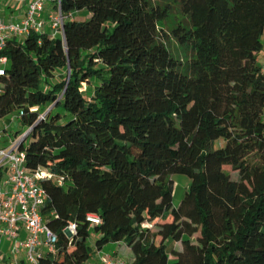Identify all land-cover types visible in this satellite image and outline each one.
Returning <instances> with one entry per match:
<instances>
[{"label": "trees", "instance_id": "16d2710c", "mask_svg": "<svg viewBox=\"0 0 264 264\" xmlns=\"http://www.w3.org/2000/svg\"><path fill=\"white\" fill-rule=\"evenodd\" d=\"M60 9L61 32L11 39L1 53L0 119L18 112L32 128L26 167L54 175L41 182L42 214L58 251L39 264L86 263L92 233L98 251L125 244L131 264H264V0ZM175 174L190 178L177 208Z\"/></svg>", "mask_w": 264, "mask_h": 264}, {"label": "built area", "instance_id": "2783aa9c", "mask_svg": "<svg viewBox=\"0 0 264 264\" xmlns=\"http://www.w3.org/2000/svg\"><path fill=\"white\" fill-rule=\"evenodd\" d=\"M58 3L57 15H49V21L54 31L58 34L63 28L64 17L60 9L61 0ZM45 0H30L26 16L20 22L0 21V77L5 75L8 66V58L1 53L11 39H24L32 32H42L46 26ZM62 30V29H61ZM264 70V64H263ZM48 112L43 114L46 117ZM20 115L18 116V118ZM32 128H28L23 134L8 140V145L2 142L8 136L9 131L0 129V171L6 174V178H0V233L3 236L17 239L24 228L29 232L26 241L19 244L26 250L27 261L30 264H39L44 256H56L57 236L45 223L42 208L47 200V191L41 185L44 180L52 179L54 175L46 169L31 172L26 167V154L22 145L27 139ZM60 185L63 179L58 180ZM87 221L91 225L101 223L98 214H88ZM65 231L72 237L76 234L77 225L70 223ZM18 246V247H19ZM45 249L46 252H42ZM98 264H131L120 258L100 256Z\"/></svg>", "mask_w": 264, "mask_h": 264}, {"label": "rangeland", "instance_id": "374dc122", "mask_svg": "<svg viewBox=\"0 0 264 264\" xmlns=\"http://www.w3.org/2000/svg\"><path fill=\"white\" fill-rule=\"evenodd\" d=\"M56 5L55 0H45V19L49 20V16L46 15V10L47 7H54ZM57 9L54 8V11L50 13L53 14V16L57 15ZM75 19L79 20V21H83L85 19V17H83L81 14H77L75 16ZM177 24V18L172 15L171 17L168 18V20L161 25V27H163L164 31L167 33H170L172 28H174ZM62 28L59 29V31ZM169 42L168 45L170 47V49L174 52V54H176L177 56L181 57L182 59H185L186 53L187 51L185 50V48L181 47L180 43L178 42V40H176L172 34L170 35L169 38ZM263 54H264V47L263 50L259 56V62L262 63L263 60ZM84 91L88 92V85L84 84L83 85ZM50 110V109H48ZM47 110V111H48ZM63 112L62 108H58L55 109V112ZM18 112H15L11 115H8L7 117L0 119V129H2L5 126H9L10 130L9 133L10 135L15 138L17 135H21L26 131V128L22 125V121L21 118L19 117ZM30 140H26L24 142V148H26L29 145ZM225 170L231 175V178L233 180H238L239 179V175L237 172L233 171L232 168L226 167ZM173 180L175 181V186H174V199H173V205L175 208L179 207L182 199L184 198L188 187L190 185V178L182 175V174H175L172 176ZM25 238V237H24ZM20 239L26 241V239ZM98 238V235L96 233H92L88 243L92 248V256L91 258L84 264H98L99 260H100V253L97 250V248L95 247V242L96 239ZM178 247V246H177ZM42 252H46L45 249H42ZM26 253V250H25ZM101 254L105 255V254H109L110 257H115V258H120L123 259L125 261L131 262L133 260V254L132 252L126 247L125 244H118V243H109L107 245H105L103 247V250H101Z\"/></svg>", "mask_w": 264, "mask_h": 264}, {"label": "crops", "instance_id": "0c3cea01", "mask_svg": "<svg viewBox=\"0 0 264 264\" xmlns=\"http://www.w3.org/2000/svg\"><path fill=\"white\" fill-rule=\"evenodd\" d=\"M29 2L30 0H0V21L20 22L26 16ZM54 8L55 6L47 7L46 15L48 14L47 16H49L50 13L54 11ZM46 21H47L46 26L43 28L42 32H48L50 34H53L54 31L51 27L50 21L49 20ZM261 64H264V54ZM2 129L5 131L10 130L9 126H5ZM10 137L12 138V136L9 133L8 136H6V138L2 142L3 146L8 145V140H10ZM0 178L1 179L6 178V174L3 173L2 175H0ZM1 227L2 225L0 224V228ZM28 236H29V232L24 228L20 231L19 237L17 239L3 236L0 233V264H30L27 261L25 249L19 246V244L23 242V240L20 239L24 237H25L24 239H27ZM99 253L100 255H102L101 251H99ZM102 256H110V255L105 254Z\"/></svg>", "mask_w": 264, "mask_h": 264}, {"label": "water", "instance_id": "95a60500", "mask_svg": "<svg viewBox=\"0 0 264 264\" xmlns=\"http://www.w3.org/2000/svg\"><path fill=\"white\" fill-rule=\"evenodd\" d=\"M70 67H68V79H69V77H70Z\"/></svg>", "mask_w": 264, "mask_h": 264}]
</instances>
